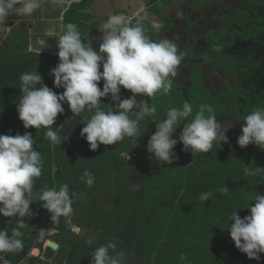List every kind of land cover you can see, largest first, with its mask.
Wrapping results in <instances>:
<instances>
[{"label":"trees","instance_id":"16d2710c","mask_svg":"<svg viewBox=\"0 0 264 264\" xmlns=\"http://www.w3.org/2000/svg\"><path fill=\"white\" fill-rule=\"evenodd\" d=\"M85 3L89 0L82 3L83 7ZM71 23L79 24L77 21ZM83 25L82 34L100 28L98 24ZM81 39L85 43L90 42L98 51L100 40ZM13 41L11 45L0 46V134L14 136L30 132L34 149L41 153L43 167L30 197L33 202L30 208L35 215L25 218V227L20 229L22 236L19 239L22 242L28 239L29 243L23 244L20 251L0 253V260L5 257L13 264L18 261L24 264L26 259V264H90L93 252L112 242L116 249H110L109 253L116 255L122 251V264H264V253L260 254V260L249 259L241 253L230 238L228 229L231 214L237 211L241 218L248 215V209L243 208L250 202L254 205L253 198L257 195L254 190L259 184L264 185V175L246 176L244 173L245 167L253 170L256 166L264 168V150L254 144L240 148L237 139L242 132L239 130L226 135L227 143H214L211 152L194 157L190 151L177 149L183 148L181 143H177L173 150L176 159L164 167L151 162L154 159L147 152V143L156 131V123L166 118L170 108H182L187 101L192 105L194 116L201 104H209L217 118L229 117L236 123H245L243 120L248 114L264 108V92L254 95L247 91L248 97H243L237 88H232L221 94H211L204 87L199 69L192 75L188 95L177 91L174 83L168 95L157 94L152 99L137 95V102L143 99L155 105V114L141 116L136 136L125 137L113 145H100L96 151L90 150L88 142L81 137L82 123L75 128L68 126V116L73 114L64 104L65 111L58 115L53 128L68 138L61 145H54L45 138L46 129L23 127L18 118L17 104L22 95L19 78L25 72L37 70L45 85L58 94L64 91L54 87V77L50 75V70L59 63L58 55L29 52V44L24 37ZM215 41L220 42V38L216 37ZM252 41L258 45L256 48L264 43L256 39ZM252 55L250 53L248 59L234 65L224 62L222 66L233 72L239 70L243 81L251 69L259 65V62H253ZM205 61L211 63L212 59ZM178 72L177 68L172 81ZM99 87L102 89L103 81ZM124 94L126 96L122 99L132 95L126 91ZM109 97L102 98V103H107L109 110H115ZM239 97L245 102L240 103ZM88 117L89 113H82L77 118ZM182 128L183 124L177 129L181 131ZM94 157L96 159L89 160ZM86 170L95 177L91 187L81 180ZM63 184H68L70 192L75 193L73 213L69 217H61L59 223H53L50 213L41 207L39 196L42 190L53 187L59 190ZM222 187L228 188L226 195L219 191ZM205 192L212 195L209 201L201 202L198 197ZM17 219L10 218L8 223L9 218L0 216V231H7L11 237ZM72 219L78 222L76 226L82 231L84 229V233L72 235L68 225ZM40 230L53 231V235L36 240ZM89 237L93 238L90 245L87 243ZM49 239L60 245L57 252L49 247L44 249V242ZM32 248H39L45 254L39 258L30 257ZM44 255L46 260L42 259ZM181 255L187 259L181 261Z\"/></svg>","mask_w":264,"mask_h":264},{"label":"clouds","instance_id":"9594fccd","mask_svg":"<svg viewBox=\"0 0 264 264\" xmlns=\"http://www.w3.org/2000/svg\"><path fill=\"white\" fill-rule=\"evenodd\" d=\"M43 2L0 0V31L10 30L5 25L10 15L31 16ZM123 13L109 16L102 24L103 35L98 51L90 42L85 43L81 39L76 24L69 22L60 26L62 34L57 38L59 63L50 70V75L54 77V87L64 91L58 94L45 85L37 70L21 74L19 89L22 95L17 112L25 129L44 128L45 138L54 145H61L68 137H62L53 125L58 115L64 113L63 105L67 104L73 114L70 119L80 118L85 112L90 114V117L80 120L84 125L80 135L88 142L90 150L96 151L100 145H113L125 137L136 136L139 121L130 117L132 109L138 107L141 116L155 114V105L143 99L137 102L136 97L152 99L157 94L168 95L173 83L171 77L176 76L184 54L178 53L173 40H151L146 35L142 19L136 18L133 23ZM154 28L159 31L161 25L154 24ZM48 37L54 36L50 32ZM41 43L45 45L44 40ZM215 50L220 51V48ZM101 81L102 89L99 87ZM122 88L132 95L121 99ZM109 96L115 110L105 111L102 98ZM192 114V105L186 101L182 108H170L166 118L156 123V131L147 143V152L156 162L171 165L176 159L173 150L178 142L183 145V151H190L193 157L211 152L214 143L228 142L225 132L231 125L222 126L211 105L201 104L195 115ZM243 121L242 134L237 139L239 147L254 144L264 150V108H257ZM181 124L183 128L179 138L174 139L173 135ZM33 146L30 132L14 136L0 134V216L9 218L8 223L10 218H18L11 237L7 231H0V253L23 249L20 229L25 227V218L35 215L30 208L33 203L30 197L35 180L41 176L43 163L41 153ZM244 173L246 176L264 175V168L256 166L253 170L245 167ZM81 180L91 187L95 177L86 170ZM219 191L226 195L228 188L222 187ZM211 195V192L201 193L198 199L209 201ZM74 196L69 185L63 184L59 190L55 187L42 190L39 200L41 207L50 213L51 221L59 223L61 217H69L73 213ZM253 201L254 205L250 202L243 208L249 212L243 218L237 211L231 214L228 229L230 238L241 253L249 259L260 260V254L264 253V194H257ZM87 243L92 244L93 238L89 237ZM110 249L115 250L116 244L109 242L98 247L90 264H122L124 253L110 255ZM186 259V256H180L181 261Z\"/></svg>","mask_w":264,"mask_h":264},{"label":"flooded vegetation","instance_id":"af4514ba","mask_svg":"<svg viewBox=\"0 0 264 264\" xmlns=\"http://www.w3.org/2000/svg\"><path fill=\"white\" fill-rule=\"evenodd\" d=\"M232 1L237 2V0ZM127 2L126 6H129L130 2L128 0ZM215 3L219 5V11L216 10V13L224 16L223 19H226V23L222 22L220 25L205 24L208 22L206 20H202L201 12L204 8L208 10ZM116 4H118L117 1ZM228 4L229 2H227V0H137V3L129 8L135 13L129 14V12H131L129 10L128 12H124L126 13L127 18L131 19L133 23H135L136 18H140L143 20V24L148 25V37L151 40L154 38L160 40L159 37H166L170 40H179L177 47L181 53H184V62H182L181 67L180 65L177 67L179 72L177 77L173 79V83L177 91L188 95L187 92L192 86V75L197 70L201 69L203 82V66H210L211 72H216L217 70L221 72V70H223V73H226L227 77H225L224 81L231 89L237 88V90L242 92L252 91V94L260 95L264 92V89L258 91L256 87L252 85L251 78L249 79L246 75L242 81V75L239 70L233 72L227 67H223L222 63L225 62L228 65H234L241 60L248 59L252 48H250L248 53H246L247 51H244V55H234V60H227L229 55H232L230 51L234 53L237 50V45L235 46V43L238 42V40H243V42H247L249 45L258 46L252 41V39L246 38L249 36V31L251 32L253 30L252 36H261V42H264L262 34L264 29V0H249L248 4H251L250 10L247 5H245L247 8H242L244 10L241 9L238 11L229 5V11L225 10L228 11V13L223 14L222 10ZM91 5H94V3ZM182 5L187 6V10L185 12L184 10L183 12H179V10L182 9ZM122 6L123 4L120 3V5L118 4V6L113 7L114 12H116L115 14H119L120 12L122 13L120 10L122 9L120 8ZM98 17H100V15ZM98 17L89 20V23L86 22V24L98 22ZM104 19L105 18H102L103 22ZM154 24L161 25L159 31L154 28ZM180 27L182 28L184 34L181 30L179 31ZM180 32L181 36H179ZM242 32L246 35H243ZM151 34L155 37L152 38L153 36H151ZM216 37L220 38V42L217 43L215 41ZM226 43H229L230 45L228 46ZM263 46L264 45H261V47ZM217 47L220 48V51L215 50ZM259 48L255 47V50ZM259 51H261V49H259ZM212 57L215 58L213 59ZM207 58L212 59L211 63L205 61ZM255 62L258 61L255 60ZM259 64L264 65L260 62ZM258 66L255 69H251V71L259 72ZM263 71L264 69L262 72ZM182 74H184V78H181ZM242 84H244L248 89L246 87H242ZM184 85L185 90H182L181 87H184ZM238 100L240 103L245 102L241 98ZM44 237L45 235L43 238Z\"/></svg>","mask_w":264,"mask_h":264},{"label":"crops","instance_id":"0c3cea01","mask_svg":"<svg viewBox=\"0 0 264 264\" xmlns=\"http://www.w3.org/2000/svg\"><path fill=\"white\" fill-rule=\"evenodd\" d=\"M84 1L86 0H44L41 8L34 11L31 14V16H19L18 17V16H15L14 14L10 15L5 21V25L9 27L10 30L6 29L3 31H0V46L2 44L11 45V42L14 39H17L19 37H24L28 41V44H29L28 51L29 52H37V53L40 52V53H48V54L57 55L58 53L57 38L60 34H62L60 26L66 25L68 22H71V21H77L79 23L78 25L77 24L76 25L78 27V30L82 38L84 37L85 40H91L89 39L90 36L88 35L92 33H96L97 31L99 32L102 29V24L108 19V18H105L103 22L102 18L98 17L100 15L99 12H102L104 15L110 14L113 8H111V4L109 1H104V0H101V1L100 0H89V3L87 4L85 3L86 5L85 7H83L84 5L82 3ZM248 1L249 0H237V2H234L232 0H227L229 4L226 5L224 9L222 10L223 14L228 13L229 5L232 6L234 9H236L237 11L241 10L242 8H247V6H250L248 4ZM93 3L94 5H91ZM117 3L118 4L122 3L123 4L122 7H125L128 2L127 0H124V1L117 0ZM222 3H225V2H222ZM103 4H105L104 7H103ZM74 5L75 6L78 5V6L74 7ZM218 6L219 5L215 3L208 10L206 8L202 10L201 18L202 20H206L208 22L205 24L220 25L222 24V22L226 23V19H223L224 16H222L219 13H216V10L219 11ZM181 7L182 9L180 10L178 7L179 12H183V10L185 12L187 10L186 5H182ZM71 10H72V13H71ZM225 10H228V11H225ZM95 17L96 18L98 17L99 21L93 24H98L100 28L94 32H89L88 34H85V33L82 34V31L85 28V25L83 24L84 23L86 24V22L89 23V20L94 19ZM17 21H19V23H17ZM86 25H91V24H86ZM144 27L146 29V35L148 36L149 27L147 24H144ZM50 32L52 33L54 37H48V34ZM179 36H181V32L179 33ZM159 39H162V38L159 37ZM43 40H44L45 45L41 43V41ZM93 41H96V40H93ZM173 41L176 43V45H178L179 40H173ZM262 45H264V43ZM29 49H32V50L30 51ZM178 53H181V52L178 51ZM182 54L184 53L182 52ZM182 62L184 61L182 60ZM181 64H180V67H181ZM181 78H184V74L181 75ZM124 91L130 92L122 88L121 99L126 96L125 94L123 95ZM109 100H111V96L109 97ZM139 111L140 110L138 108L132 109L131 112L129 113L130 117L133 119H138V121H140V119L137 118L136 116L140 114ZM45 248L46 247H44V249ZM42 254H45V253L42 252ZM39 256L37 255L35 257H39ZM42 259L46 260V256L44 255Z\"/></svg>","mask_w":264,"mask_h":264},{"label":"rangeland","instance_id":"374dc122","mask_svg":"<svg viewBox=\"0 0 264 264\" xmlns=\"http://www.w3.org/2000/svg\"><path fill=\"white\" fill-rule=\"evenodd\" d=\"M126 13L124 12L122 15H125ZM231 25V24H230ZM229 25V26H230ZM228 26V27H229ZM229 30V29H228ZM252 32H253V30L250 32H248V34H249V37H248V39H252V40H254V39H256L257 40V42H259V41H261V39H262V37L261 36H252ZM263 40H264V29H263ZM151 36H153L152 34H151ZM155 36H153L152 38H154ZM247 38V37H246ZM153 41H157L158 42V40L157 39H152ZM230 44L228 43V46H229ZM237 45V46H236ZM235 46H236V51L233 53L232 51H230V53H232V55H229V58L227 59V60H229V61H231V60H234V55H239V56H241V54H243L244 55V51L246 52V53H248L249 51H250V48H252V51H251V53H253V62L255 61V60H257L258 62H260V63H262V64H264V46L263 47H261V48H259V49H261V51H259V49H256L255 50V46H253V45H249V43H247V42H243V40H238V42H236L235 43ZM207 48H208V46H207ZM238 48H239V50H238ZM213 58V57H212ZM215 58V57H214ZM213 58V59H214ZM225 61V60H224ZM216 67H218V66H216ZM187 69V68H186ZM188 69H189V67H188ZM258 69H259V72H256V71H251L248 75H247V77H249V79L251 78L252 79V81H251V83H252V85L254 86V87H256V89L258 90V91H260V90H263L264 89V71L262 72V70L264 69V65H260L259 64V67H258ZM220 73H221V76H220ZM225 77H227V75H226V73H223V70H221V72L219 71V70H217L216 72L214 71V72H211V68H210V66H203V82H204V86H205V88H207L209 91H210V93L211 94H214V95H217V94H221V93H223V92H226V91H229L231 88H230V86L229 85H227L226 84V82L224 81V79H225ZM221 79V80H220ZM242 87H246L244 84H242ZM247 88V87H246ZM181 89L182 90H185V85H184V87L182 86L181 87ZM248 89V88H247ZM122 93V92H121ZM238 93L241 95V96H243V97H248V92H246V93H242V91H238ZM121 95V94H120ZM239 98H241V97H239ZM238 98V99H239ZM241 99H243V98H241ZM244 100V99H243ZM105 105V106H104ZM102 107L104 108V110L105 111H107V110H109L110 108L108 107V104L107 103H105V102H103L102 103ZM140 112V111H139ZM86 114H88L87 112H85ZM137 116V118H139V119H141V115L139 114V115H136ZM72 117V115L71 116H68V120H67V122H68V126L69 127H79L80 126V120L76 117L75 119H70ZM217 121L218 122H220L221 123V125L222 126H228V125H231V127L230 128H228L227 129V131L225 132V134L226 135H228L230 132L231 133H234V132H237V131H239V130H241L242 129V126L244 125V123L243 122H240V123H236V122H234V120L232 119V118H229V117H227V118H217ZM145 122V121H144ZM146 123V122H145ZM179 133H180V131L177 129L176 130V132L174 133V135H173V138L174 139H177L178 140V135H179ZM179 143V142H178ZM73 145V144H72ZM82 147L83 148H85V144H82ZM76 148V147H75ZM76 149H79L78 147L76 148ZM177 149H179V150H183V148L181 149V148H179V147H177ZM84 150V149H83ZM72 151H74V150H72ZM94 159H96V157H94V158H90L89 160H94ZM153 161H155V160H152L151 162H153ZM155 163H156V165H157V167H164V166H166L167 164L166 163H158V162H156L155 161ZM254 190V189H253ZM257 192H256V191ZM254 190V192L256 193V194H264V185L263 184H259L257 187H256V189ZM108 198V197H107ZM78 222H76L75 220H73L72 219V221H70L69 223H68V225H69V228H71L72 229V235L74 234V233H76V234H82V233H84V229H83V231L81 230V228H79V227H77L78 226V224H77ZM77 225V226H76ZM66 234H68V232L66 233ZM46 236V235H49V236H51V235H53V231H51V232H45V231H42V230H40L39 232H38V235L36 234V236H35V239L36 240H41V238H43V236ZM70 235H71V233H70ZM35 239H34V241H35ZM48 241H50V239L49 240H47L46 242H44L45 244L43 245L44 247H46L47 246V244H48ZM51 241H53V240H51ZM122 242H124V241H122ZM29 243V240L28 239H26L24 242H23V244H28ZM35 251H38V253L37 254H35ZM42 254V252L40 251V249L39 248H32V251H31V256H39V255H41ZM30 256V257H31ZM5 258V257H4ZM29 258V257H28ZM39 258V257H38ZM42 258V257H41ZM5 259H7V258H5ZM7 260H9L10 262H11V260L10 259H7ZM27 261H28V259L25 261V263L24 264H26L27 263ZM19 262L20 261H18V262H16V263H18L19 264Z\"/></svg>","mask_w":264,"mask_h":264},{"label":"water","instance_id":"95a60500","mask_svg":"<svg viewBox=\"0 0 264 264\" xmlns=\"http://www.w3.org/2000/svg\"><path fill=\"white\" fill-rule=\"evenodd\" d=\"M101 1V0H100ZM104 1H109L110 2V4H111V8H113V7H115V6H118V4H116V1L117 0H104ZM129 2H130V5L129 6H125V7H120V8H122V9H120L122 12H124V11H127L128 12V10L129 11H131V12H129V14L131 13V14H133V13H135L134 11H132L131 9H129V8H131V6H134L136 3H137V1H135V0H128ZM119 5H120V3H119ZM128 7V8H127ZM93 8H95V7H93ZM116 12H114V8H113V10H112V12L110 13V14H103L102 12H99V14H100V17L101 18H109V16H111V15H113V14H115ZM182 31V28L180 27L179 28V31ZM182 33L184 34V32L182 31ZM102 35H103V32L100 30L99 32H96V33H92V34H89L88 36H90V38L89 39H91V40H101V38H102ZM181 48H182V46H181ZM192 67H194V66H192ZM48 247L50 248V249H52L53 251H58L59 250V248H60V245L57 243V242H54V241H49L48 242Z\"/></svg>","mask_w":264,"mask_h":264},{"label":"built area","instance_id":"2783aa9c","mask_svg":"<svg viewBox=\"0 0 264 264\" xmlns=\"http://www.w3.org/2000/svg\"><path fill=\"white\" fill-rule=\"evenodd\" d=\"M124 16L127 18V15H124ZM23 263H25V262H23ZM0 264H13V263L10 262L9 260L5 259V258H2V259L0 260ZM16 264H18V263H16ZM19 264H22V262L19 263Z\"/></svg>","mask_w":264,"mask_h":264},{"label":"bare ground","instance_id":"6f19581e","mask_svg":"<svg viewBox=\"0 0 264 264\" xmlns=\"http://www.w3.org/2000/svg\"><path fill=\"white\" fill-rule=\"evenodd\" d=\"M109 3V2H108ZM105 6V4H103V7ZM38 253V251H35V254H37Z\"/></svg>","mask_w":264,"mask_h":264}]
</instances>
